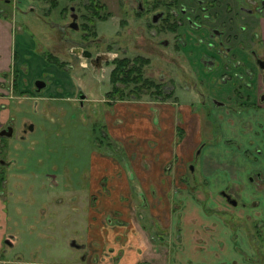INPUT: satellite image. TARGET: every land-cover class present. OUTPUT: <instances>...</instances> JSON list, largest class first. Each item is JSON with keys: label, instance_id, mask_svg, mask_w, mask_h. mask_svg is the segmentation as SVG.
Wrapping results in <instances>:
<instances>
[{"label": "rangeland", "instance_id": "obj_1", "mask_svg": "<svg viewBox=\"0 0 264 264\" xmlns=\"http://www.w3.org/2000/svg\"><path fill=\"white\" fill-rule=\"evenodd\" d=\"M11 1L10 4H6L0 0V7L7 11L6 18L15 24V46L19 58L18 67H22V70L19 71L25 79L27 87L35 85L38 79L47 77L50 82L42 95H45V98L53 99L40 100L36 96L33 99L29 93L25 96L27 98L23 99L22 95L15 93L14 97H17V99L11 101V111L18 105L25 107L27 113H20V115H23L24 122L25 115L32 119L36 124V129L34 132L28 133L24 139H21L22 134L18 130L16 132L18 138L8 139L7 144L2 148L3 157L7 161L12 160L14 163L10 167L9 177L7 176V189H12V191L2 199L6 202H4L3 208H6V205L8 206L9 221L8 224L1 223L4 231H2L3 229L0 230V238H10L9 235H15L19 238L13 248L8 247L6 253L3 252V257L4 259L20 258L45 264H80L82 261L81 256L84 255L86 257L84 263L81 264H97L98 260L111 263L113 254L117 250L125 251L126 246L130 247L131 241L125 239L124 236H118L117 244L113 246L108 247L110 244L106 239L100 240L99 245L95 242L93 243L95 245L92 246L90 225L93 220L89 218L92 194L90 189L96 176V158L101 155L99 157L101 163L106 162L104 158H114L124 170L131 171L128 149L133 141H138L135 138L128 137V135H123L124 139L120 140V144L112 139L108 129L109 119L110 122H113L116 117L115 104L113 102L109 103V100L106 102L108 99L107 93L112 90L110 75L115 66L108 59L98 68L90 65L91 69H84L74 63L73 58L69 57L68 49L73 44L63 40L69 36L74 39L75 33L71 30L67 34L61 32L62 26L67 25L70 21L69 16L63 15L65 8L69 5L68 0H58L60 5L51 12L43 10L48 8L46 6L49 5L46 0ZM134 1L131 0L133 5H135ZM109 2L111 9L114 10L113 13L117 18L116 20H118L117 22L128 20L129 16H126L124 11L121 10L118 0ZM131 15V23L128 27L129 36H131L129 40H125L126 35H123V30L118 31L115 19L99 24L98 29L103 39L109 41L116 38L112 44L114 56L119 55V58L129 57L131 59L143 56L150 59V65L145 67V78L161 82L166 87L177 84L175 93L179 98V103L196 105L197 108L201 109L200 94L195 89L185 90L181 88L184 84L191 86L186 81L190 76V66L187 63L181 64L179 58H177L178 64H181L184 69L180 70L178 67L175 68L174 64L172 65L177 53L174 48V34L167 32L152 36L151 30L147 27L149 18L146 21L147 24H145L141 20L138 21L134 12L131 11ZM198 36L197 33L186 35V45L182 46V51L192 63L198 79L207 82V87L213 96L230 95L239 85L238 82L236 80L222 82L221 78L215 76L216 73L206 71L200 61L202 52L207 51V46L206 44L197 45L199 44ZM161 38L172 41L171 46L168 48L165 46L160 47L157 41ZM248 47L249 45L246 48L240 46L238 50L239 57L247 68L255 70V63ZM94 51H106V48H98ZM46 53L59 56L63 60H69L66 63V74L62 71L58 72L54 65L49 64L44 59ZM70 67L75 68L71 70ZM119 86L127 94L126 101L159 100L157 95L150 91L144 90L141 93V98H139L138 96H131L129 93L131 91L126 88L125 84L121 83ZM79 89H83L88 96V101L82 108L75 101L76 92ZM50 90L52 95H46ZM249 94H251V90L244 87L242 96L246 97ZM53 96H61L63 99L55 100ZM251 96L253 101L247 103L249 105L254 104L256 101L255 94H251ZM117 101L121 100L117 99ZM36 104H38L37 108ZM42 104L59 105L61 107L59 110L56 109V112L50 111L47 114L45 110L39 108V105L42 106ZM249 113L248 111V116ZM22 118L18 122L20 127ZM104 131L109 133V139L102 137ZM206 137L207 139L203 140L202 144L214 145L216 143V137H211L210 134ZM201 149L202 147L196 151L197 156ZM122 154H124V157ZM107 165L110 168V164ZM191 165L197 167L198 163L194 161ZM189 173L190 177L191 172L189 171ZM29 183L31 186L27 190V184ZM105 184L106 180L102 183L105 188H99L104 190V193H106ZM11 194L13 197H11ZM8 197H10V200ZM94 198L93 196V200ZM136 198L137 200L141 199L138 194ZM103 212V208L98 211L99 214H103ZM225 218L227 220H230V218L231 220L235 219V223L231 222L229 226L234 229L235 234L238 236L237 239L241 240L243 238L240 234V228L246 229L247 227L254 230L255 234L251 238V241L253 240L251 244H253L252 249L258 255L257 257L254 256L257 261H240L234 258L232 262L227 257L228 249L225 248V260L223 257L219 259L216 256L214 258L215 262L212 264H222L220 261L225 264H230V262L231 264H261L260 260H264V240L256 234L255 225L246 224L245 221L231 215H227ZM1 226L0 228H2ZM118 226L123 229V226H127V224L119 221ZM146 226L148 225L144 224L143 229ZM144 230L149 232V228ZM119 232L122 233V231ZM113 236H115V233L111 231L110 238L113 239ZM154 238L152 235L151 242L153 243L155 242ZM76 239L80 244L88 245V248L85 250L73 248L71 244ZM157 241L159 245L156 248L161 251L163 245L160 244L161 240ZM109 242H112V240H109ZM246 244L247 242H243V245ZM256 244L258 245L257 250L255 249ZM167 248L170 251L168 252V260L176 259L178 254L173 253V258L171 244H168ZM240 248L244 249L246 253L248 252L244 247ZM96 249H99L105 256L97 257L94 254ZM134 250L135 252L142 250L144 252L143 256L147 255L143 248H135ZM185 252L190 255L187 257L188 264L210 263L201 260L200 256L205 250L201 249L197 255L190 248L185 249ZM211 253L208 252L207 257L209 258L207 259H212L216 255L214 253L209 256ZM248 253L253 256L252 253ZM166 260L164 258V261ZM148 263L151 264L152 262L149 261ZM181 263L184 264L185 261H181ZM172 264L177 263L174 261Z\"/></svg>", "mask_w": 264, "mask_h": 264}, {"label": "crops", "instance_id": "obj_2", "mask_svg": "<svg viewBox=\"0 0 264 264\" xmlns=\"http://www.w3.org/2000/svg\"><path fill=\"white\" fill-rule=\"evenodd\" d=\"M15 37V24L0 15V95L8 93L9 75L16 66ZM114 104L116 117L113 122L108 118L112 139L121 144L120 140L128 135L138 141H133L128 149L131 171L124 170L114 158L102 157L105 163L99 161L101 155L96 158V176L90 189L92 246L95 242L99 245L98 242L104 239L110 244L108 247L113 246L117 244L118 236L130 240L131 245H125L127 251L117 250L111 263L98 260L97 264H146L149 261L151 264H172L174 261L188 264L187 248L196 255L201 249L205 250L200 257L209 261L208 264L215 262L216 256L225 260V248L230 250L227 251L230 260L245 261L239 250L244 247L253 253L249 241L253 230L240 228L243 238L235 241L238 236L229 226L235 219L225 217L231 215L246 224H261L264 236V159H255L250 150H253L251 140L243 138L246 118L229 116L225 112L228 117L224 116L219 129L224 137L222 142L204 147L197 159L195 153L206 136L216 135L203 108L173 100L140 99L114 101ZM251 115L253 124L264 123V109ZM194 161L198 166L189 177L188 168ZM104 180L106 193L99 189L105 188ZM223 192L232 194L238 205H230ZM137 194L140 200H137ZM102 208L104 212L99 214ZM119 221L127 226L122 229L118 226ZM144 224L148 225L144 229L149 228V232L143 229ZM111 231L115 233L113 239L110 238ZM152 235L154 243L151 242ZM157 240L163 245L161 251L156 248ZM17 242L13 241L14 245ZM243 242L247 244L243 245ZM168 244H171V254H178L174 260H168ZM135 248H143L147 255L143 256L142 250L135 252ZM95 252L97 257L105 256L99 249ZM208 252H212L209 256L216 255L207 259ZM0 264L45 263L11 258L2 259Z\"/></svg>", "mask_w": 264, "mask_h": 264}, {"label": "flooded vegetation", "instance_id": "obj_3", "mask_svg": "<svg viewBox=\"0 0 264 264\" xmlns=\"http://www.w3.org/2000/svg\"><path fill=\"white\" fill-rule=\"evenodd\" d=\"M2 1L6 4L12 2L11 0ZM46 1L49 5L47 4L48 6H46L48 8L44 7L46 8L43 9L45 12H51L60 5L58 0ZM109 1L112 0H68L69 5L65 8L63 15L69 16L70 21L67 25L62 26L61 32L63 31L67 34L68 31L71 30L75 33L74 39L69 36L63 41L73 44L72 47L68 49L69 57L73 58L74 63L80 65V67L91 69V65V67L98 68L105 61L107 62L108 59L113 62L115 67L110 75L112 90L107 93L108 99L106 102L109 100V103H114L117 99L112 97V92L115 87L112 82V74L117 67L116 62L118 60H129L131 67L136 63L137 59H139L141 63L148 60L149 64L143 66L144 77L145 67L150 65L151 62L150 59L143 56H137L133 59L129 57L119 58V55L116 57L114 56L112 44L116 38L114 40L106 41L102 38L98 29L99 24L102 22H109L112 19H115L116 22L118 21L113 13L114 10L111 9ZM118 2L119 7L124 11V14L129 16L128 20L117 22L118 31L123 30V35H126L125 40L131 38L128 29L131 23V11L136 14L135 16L138 21L141 20L145 24H147L146 21H148L149 18L147 27L151 30L152 36L167 32L174 34V48L177 53L175 58L173 57L174 61L173 59L170 61H173L172 65L174 64L175 68L178 67L180 70L184 69L181 65L182 63H187L190 66V76L186 81L189 82L191 86L187 84L188 87L180 82L183 85H181V88L185 90L195 89L200 94L201 108L205 110L207 113V119L210 120L215 127L216 135L214 136L213 133L210 134L211 137H216L217 139L214 145L222 142L224 138L223 134L219 133V129L224 121V116L228 117L225 115V112L228 113L229 116H243L246 118L245 130L242 132L243 138L246 141L249 139L251 140L253 150H250L252 156L258 160L264 159V123L253 124L251 122L252 120H250V116L253 117L251 115L252 112H259L264 109V0H135V5L131 3V0H118ZM7 14V11H5L3 7H0V15H5V17H7ZM190 33L191 35H194L195 33L199 35V44L197 45L206 44L207 46H205L207 51L204 50L202 52L203 54L200 61L206 71L209 73H216L215 76L221 78L222 82H228L230 80H236L238 82L239 85L230 95L221 94L219 95L220 97H215L208 89L207 82L198 79L197 73L192 67V63L186 58L181 49L183 48L182 46L186 45V35H189ZM157 44H159L160 47L165 46L168 48L171 46L172 41L161 38L158 39ZM247 45H249L248 48L255 63V70L247 68L244 63L241 62L239 57L238 50L240 46L246 48ZM103 47L106 48V51H94ZM177 58H179L181 64H178ZM18 59V53L15 46L14 64L16 66L14 71L9 75V90L8 93L0 95V208L2 209V212L0 213V216H2L0 218V223L6 224H8L9 221V215L7 214L8 206L6 205V208H3L5 201H2V199L7 193L12 191V189H7V176L8 173L10 174V167L13 166L14 162H12V160L7 161L6 158L3 157L2 148L7 144L8 139L18 138V135H16L18 130L22 134L21 139H24L28 133L34 132L36 129V124L32 119L25 115L26 119L24 122L22 118L23 115H20V113H27L25 112V107L18 105L11 111V101L17 99V97H14L15 93L22 95V98L24 97L23 99L27 98L25 97L27 93H29L33 99L35 96L40 100L53 99L45 98L46 96L42 95L45 93L50 82L47 77L38 79L35 82V85L26 86L25 79L20 72L22 67H18ZM44 59L47 60L49 64L54 65L58 72L62 71L66 74V63L69 60H63L59 56H54L51 53H46ZM74 68L75 67H70L71 70H74ZM148 79L154 81L151 78ZM156 84L161 86L164 94H171L172 97L167 101L173 100L174 103H179V98H177L175 93L177 84L172 87H166L161 82H156ZM39 85H43V87L40 88ZM244 87L251 90V94H255L256 101L254 104H247L250 102L252 103L253 101L251 94L246 97L242 96ZM129 89V91L132 90V88ZM46 95L51 96V90L49 93H46ZM53 97L55 100L63 99L61 96ZM75 97V101L79 103V107L81 108L84 107L88 101L87 93L83 89H79V91L76 92ZM157 97L159 98V102H167L163 101L162 96ZM1 101H4V103H1ZM37 107L38 104H36V108ZM60 107L61 106L59 105L54 106L49 104H42V106L39 105V108L45 110L46 112H44L47 114L50 111L56 112L55 110H59ZM248 111H251L249 116ZM21 118L22 122L20 127L18 122H20ZM232 119L234 120V117ZM102 137L109 139L110 135L107 131H104ZM207 145L210 146L208 143L201 144L199 146V148L202 147L201 152L198 156L195 154L194 157L198 159L201 156L204 147ZM122 155L124 157V154ZM195 169L196 166L189 165L188 172L190 171L192 174ZM257 181H259V179ZM27 185V190H29L31 184L29 183ZM222 195H224L225 200L230 205H238L237 200L234 199L232 194L223 192ZM11 197H13L12 194ZM8 198L10 200V197ZM1 229L4 231V227L0 228V230ZM247 229L250 230L249 228ZM255 231L257 232L256 234L260 235L264 240V236L261 233V224L257 223L255 225ZM254 234L255 232L253 230V235L249 236L252 238ZM9 237L10 238H1L0 240V261L4 259L3 252L6 253L8 247L13 248L15 246L13 241H18L19 239L15 235H9ZM251 238L249 241L251 248H253V244H251L253 243V240L251 241ZM71 246L78 250L87 249V245L83 243L80 244L77 239L72 242ZM255 249H258L257 244ZM239 252L242 253L245 261H257L254 259V256L257 257L258 255L253 249V256L241 249ZM85 257L86 256L84 255L81 256V263H84L83 261L85 260ZM260 263L264 264V260H260Z\"/></svg>", "mask_w": 264, "mask_h": 264}, {"label": "trees", "instance_id": "obj_4", "mask_svg": "<svg viewBox=\"0 0 264 264\" xmlns=\"http://www.w3.org/2000/svg\"><path fill=\"white\" fill-rule=\"evenodd\" d=\"M117 67L112 74V82L114 83V91L112 97L118 100H125L126 93L120 88L119 84L123 83L126 88H132L131 96H138L141 98V93L144 90L152 92L157 96H162L163 101H167L172 96L171 94H164L160 85H157L155 81L145 78L143 75V66L149 64V61L140 62L139 59L136 63L130 67L129 60H118ZM118 97V98H117Z\"/></svg>", "mask_w": 264, "mask_h": 264}, {"label": "water", "instance_id": "obj_5", "mask_svg": "<svg viewBox=\"0 0 264 264\" xmlns=\"http://www.w3.org/2000/svg\"><path fill=\"white\" fill-rule=\"evenodd\" d=\"M39 86H40V88L43 87V85H39ZM74 245H75V244H74ZM77 247H80V246H77Z\"/></svg>", "mask_w": 264, "mask_h": 264}]
</instances>
